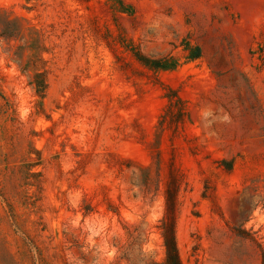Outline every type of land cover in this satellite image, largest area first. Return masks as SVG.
<instances>
[{"label": "rangeland", "instance_id": "obj_1", "mask_svg": "<svg viewBox=\"0 0 264 264\" xmlns=\"http://www.w3.org/2000/svg\"><path fill=\"white\" fill-rule=\"evenodd\" d=\"M264 264V0H0V264Z\"/></svg>", "mask_w": 264, "mask_h": 264}, {"label": "trees", "instance_id": "obj_2", "mask_svg": "<svg viewBox=\"0 0 264 264\" xmlns=\"http://www.w3.org/2000/svg\"><path fill=\"white\" fill-rule=\"evenodd\" d=\"M166 207L169 211V214L161 220V238L164 257L160 264H181L174 238V228H173V207L174 199L171 191H166L165 199Z\"/></svg>", "mask_w": 264, "mask_h": 264}]
</instances>
